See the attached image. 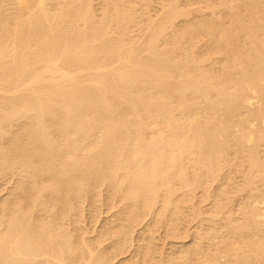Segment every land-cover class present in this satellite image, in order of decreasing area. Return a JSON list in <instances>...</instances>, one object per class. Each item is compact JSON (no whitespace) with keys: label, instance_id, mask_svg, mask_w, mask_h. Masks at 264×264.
<instances>
[{"label":"bare ground","instance_id":"1","mask_svg":"<svg viewBox=\"0 0 264 264\" xmlns=\"http://www.w3.org/2000/svg\"><path fill=\"white\" fill-rule=\"evenodd\" d=\"M95 1L96 0H0V124L4 123L3 125L6 126L7 124L5 123H14L13 119H15V117H23V119L25 118L24 121H26V118L28 120L27 123L25 122L24 126H22V123L24 121H22L21 118H18L21 120L19 121L21 123H18L19 125L15 126H19L20 128L21 126L25 127L23 128L24 130H19V133L15 132L14 128L13 130H11V128H5L4 126L0 125V127L2 128V131L0 132H2L3 135L4 133L7 134L6 136L2 135L4 137L3 139L0 133V137H2L0 139H2V141H5L6 137L9 136L8 131H11L9 132V134H13L12 131H14V134L12 136L13 138L15 137L14 139L10 138V141L7 138L8 140L6 141L8 142L5 141L4 144L8 143V146L4 150L0 151V166H3V168H6L7 166L9 167V170L11 166H14V168L11 169V174L10 172L8 173L7 168L6 170L5 168L4 170L3 168H0V172L1 170L3 172L7 171L8 174L13 175V171H15L16 174L17 170L14 169L18 167V170L22 169L24 170V172L26 171V175H28L29 178H34L30 179L31 181H33L32 183L29 182L30 185L25 180L27 179L28 181V177L25 179L22 177V180H18V184L20 183L19 181H22L21 183H23L24 180L25 184H27L25 186L24 183H20L21 186L23 187L24 185L25 187H28V194L27 192L25 193L26 199L24 198V200H22L23 206L26 205L27 207V204H33V207L30 206L31 210L29 212H32L33 208V210L35 209L34 211L36 212V214H38L37 211H39L40 206L39 208H37V211L34 206H36V202L39 201L38 199L41 198V193L39 192L43 193L47 191V189H50V191L52 192L53 201L55 202L54 205V203L51 201V192L47 191L48 193H50L49 201H51L52 206L51 203L49 205L52 207L51 209H54L53 207H56V205L58 208L60 202L64 204L66 202L67 204L69 200L68 196L71 194L70 192L75 193L72 194L73 196L70 195L72 197L70 201H75L74 204L78 203L80 207L83 203H79L80 201L78 199L77 200L79 202H76L77 200H75L74 198V195L76 196L78 194H76V191L78 192L80 190L79 192H81V189H83L84 187V193L81 192L82 194L88 193H85V189L87 188L88 189L86 191H89L90 188L94 189H91L92 192L95 191V188L96 191H98L99 188L104 185V183L109 182L110 187L112 185L111 189L109 188L110 191H112V189L114 188L111 196H116L119 193V200L122 201L123 198L127 201V203L129 202L131 204H129V206L133 209V212L130 207H128V205L127 207L129 208V210H131L132 214H135L138 209V212H140L141 210L144 211L145 209H149V212L147 211L148 213H145L146 210L142 212L145 213L143 214L144 216H147L149 215V213H151V210H155V206L159 203L161 204V206L163 205V208L165 207V209L160 207L162 210L159 208V211H161L155 212L161 214L165 210V213L163 214L166 215V209L169 210V208H171L172 211L176 206V202L179 201L178 199H181L179 198L180 196L182 197V195H185V198L188 197L186 198V200L183 199L186 202L189 198L192 199V197L188 195V192L192 193L191 191H193L194 186V189H196V186L200 185V187L198 186L193 193L196 194V191H202L200 189H203V185H205V183L202 185V179L203 182H209H207L205 185L207 187L210 186L208 187L209 189L207 187L204 189L205 192L209 193L211 186L213 185L214 187L213 182L216 181V177H223V180L227 179V181L218 179L219 182L223 181L222 191L226 190L223 188L227 185V189H233L230 185L233 183V181L237 183V179L240 182L245 181L244 183L247 184L246 188L250 189V193L246 192L248 194H245L247 201L251 198V202L254 200H258L255 203L256 206L253 205L255 209H257V206H259L260 204L264 206V202H262L264 201V199L262 200L261 198L264 195V190H262V188L264 189V184L262 183L264 180L260 182L261 179L259 178L260 181L257 182V177L260 175L259 171L260 173L262 171V174L264 172V158L260 156V150H257L259 146L264 143L263 0L260 1V3L258 2L259 0H198V2L200 1L199 4H201L202 2H209L210 4L207 3L206 5H208V8L212 9L213 12H216L217 9L219 11L223 10L219 9L217 6H224L226 8L225 11L228 10V12H226V15L224 14L225 17L221 16L223 14V11L221 14V11L219 12L217 10V14L220 13L221 15L219 14L220 17H216V13L214 12L213 14V12L211 10H208V8L206 10H202L199 8V12L202 11V13L211 11V13L213 14L212 16H214L213 19L215 20L213 21L212 19L209 20V22L206 21V18H204L205 20H197V18V21L195 19L192 20V16L189 15H191L193 11L190 13L191 9H188L189 11L185 10V7H182L183 4L181 5V0H168V2H164L161 0L164 3L158 2L161 3L159 4V6L155 4V2L159 0H102L104 3H102V1L101 3H99L100 5L102 4L101 9L102 6H104L102 11L99 10L96 5L97 1ZM153 1L154 4L159 8L163 6L161 7L162 10L158 8V10L162 12H155L158 14L154 13L155 17L154 15H151L153 13ZM186 1L184 0V2ZM215 1H219L221 4L219 5L216 3L217 6H215ZM198 2L196 4L195 2L192 3L197 6ZM94 4L98 9L95 8ZM206 5L204 4V8H206ZM193 7L190 8L196 11L198 10ZM95 9L98 12H96ZM196 11H194L195 15L198 12ZM149 12L150 15L147 14ZM97 13H101L99 14L100 16ZM146 14L148 17L146 16ZM159 14L162 16L160 17ZM158 15L159 19L157 18ZM203 15L201 14L200 16L202 17ZM200 16H198V19H200ZM212 16L209 17L212 18ZM185 18L188 21L187 26L186 20H184V23L181 24H185L186 27L178 23L181 19ZM189 18L192 21L188 20ZM177 23L181 28L183 27V29L175 33L176 30L180 29L176 27ZM175 27L177 29H174ZM171 28H173L175 31L173 29L171 30ZM172 31H174V34H170ZM205 37L208 38L206 39L209 42L206 44H208V47L210 45V47L209 50H207L208 48L205 46L207 50L205 51L207 52L205 53V55L207 56L202 54L203 58H200L201 56L198 57L195 53L200 51L199 47H201L203 44L199 45V42L203 40L202 43H204L206 40ZM163 40L166 42V47L164 46L165 44H163V46L161 45ZM196 44L199 45V51L196 49L193 50ZM13 123H11L10 125L12 126ZM11 126H9L8 124V127ZM49 126L53 128L54 131H52ZM3 127L9 130L6 131L5 129H3ZM19 127H15V130H18L16 128ZM9 142H11L12 145H10ZM4 144L0 146H3ZM9 145L11 147H9ZM229 155H238L239 159H242V162H240L241 160H239L240 164L238 163V165L241 166V170L238 171V175L243 172V168H245L247 165V167H249L252 172L254 170L258 171V175H256L257 177L252 178L254 176L253 174H257V172L252 173L248 168V170L244 171L243 173L247 172L248 174L249 171L251 173H249V177L246 173V175L242 173L244 177L240 175V178H232V180L231 176H235V173H237L234 171H231L234 174L230 173L229 175L228 173L227 175H223L222 173L226 171L229 172L231 169L234 170V168L237 167L236 162L238 160H233V163L235 162L234 164L236 165L234 167L231 161L234 156L230 157ZM227 157H229V160H231H227ZM230 162L231 166H229L230 164L228 165V163ZM243 162L247 163L244 167H242ZM225 165L226 167L229 166L230 170L226 167L225 168L227 170H225L223 168ZM197 168H199L201 171H198L199 174L197 173L196 175V171L194 170H196ZM222 169H224L225 171ZM18 170L16 175H18V173L22 171ZM236 170L238 169L236 168L235 171ZM104 171L106 173H104ZM24 172L22 174L20 172L19 174L23 175L25 174ZM53 172L58 176V178H55L56 175L53 174ZM200 172H202V175L206 173V176L204 175L206 179L202 178L204 176H201ZM207 172H211L214 177L211 175V173L210 175H208ZM216 172L219 173L217 174ZM191 173L194 174V178L192 177V175H190ZM213 173H215L216 176ZM3 174L5 175L6 172H4ZM58 174L60 175V178ZM21 175L18 176L21 178ZM26 175L23 176L25 177ZM37 175L40 176L37 177ZM47 175V183L45 181V185L43 181V185L41 183L42 180H40L39 178L43 179L42 177ZM52 175H54V177ZM221 175L223 176L221 177ZM51 176L52 179H49V177L51 178ZM208 176H211L213 178L210 177V180H208ZM225 176L228 177L226 178ZM245 176H247L248 178ZM263 176L262 178H264ZM105 178L107 181L108 179L110 181H100V179ZM214 178L215 181H213ZM242 178H244L245 180H242ZM35 179L40 180V183H38V180L36 181ZM253 179H257L256 183H261L260 185L263 186H256L257 191L259 190L260 192V190H262L261 192H263H260V199L259 197L256 198L257 196L255 197V195H260L256 190V192L253 191L252 197L251 195L249 197V194H252L251 188L255 189L253 187H255L256 185ZM53 180L55 182H53ZM96 180H98V182ZM230 180L232 181L230 182ZM51 181L53 182V184L51 183L52 185H49L48 183ZM94 181H96L94 184H100L102 182L103 185H99V188L98 185H96V187L93 188L92 186L94 184L92 185V183ZM211 181H213L211 183L212 185H209ZM226 182L230 184H227ZM235 182L232 184L236 186L234 187V189L237 188V192H245L246 184L243 185V182H238L239 185L242 184L244 186V188L243 186H241L242 189L240 188V190L238 189V187L240 186L238 184L235 185ZM224 183H226L227 185ZM89 185L91 187H88ZM106 185V189L109 190L107 188L109 185ZM220 186L221 185L219 183V190H217L216 188V190L218 191H216L217 198L220 196L218 200H220L222 197H224L225 199V196L223 195L225 191L220 192ZM19 187H13L15 190L18 189V191L16 192L14 190L15 194H17L22 189V187L20 189ZM25 187H23V190H25ZM186 187L192 188L191 191H187L188 194L185 193L183 189ZM114 190H116V195ZM176 191H178L177 193L183 191L184 194L180 193L181 195L176 198ZM214 191L215 187L213 188V192ZM227 191L229 192V190ZM219 192L223 193L222 196L218 195L220 194ZM12 193L10 194V197H12ZM45 193H43L44 196ZM193 193L190 195L193 196ZM210 193H205V195L207 196L204 195V197H209ZM227 193H225V195H227ZM229 193L227 197H229L230 194H233ZM240 193V196L238 195V193L236 195L241 198L242 193ZM43 194H41L42 197H44ZM202 194L203 193L199 194V196H202ZM18 195L16 198L18 199V201H20L19 198L22 199V196L20 195L21 197H18ZM46 195L48 196V194ZM81 195L79 197H81ZM82 196L84 198L86 197L84 195ZM113 196L112 198L114 199L115 197ZM213 196L207 199L209 200L216 197ZM83 197H81L82 199L79 198L81 199V202H83L84 200ZM194 197L195 196H193V198ZM204 197L203 199L206 200ZM9 198H7L6 200L8 201ZM13 198L11 199L13 200ZM109 198H111L110 195ZM43 199H45L46 201V198ZM191 199L190 202H193L195 198L192 200ZM227 199L231 201L230 197ZM6 200L3 201V204L4 202L6 203ZM12 200L8 202L9 204L12 203V206L15 207V209H18L16 210L18 211V213H16V211L14 213L13 211L15 209L13 208V210L11 206H7L6 208V206H3L2 204L4 210H2L1 212L3 214L6 213L10 208L13 211L11 212V210H9L10 216L8 213H6L9 216L7 217V219L9 218V220L6 219L7 222L5 221V223H8L7 226L6 224H4V220L6 218L5 214V218L1 215L4 220L0 216V226L2 223V226H4L3 229H1L2 227L0 228V264H110V262L114 261L115 257L119 255V253H123L124 251H121L120 249L123 248V243L126 244L125 241H127L129 238L128 237L127 240L124 241L125 236L124 239H122L123 242L118 241L120 243L118 244L122 248H120L119 245H115L116 242L115 244L113 243L115 247L112 245V249L116 252V254L118 252L117 255H112L113 252H110L112 251L111 247H106L108 251H105V248L103 250L110 253H106L108 254V259L107 256L106 258L104 257L103 250H101L102 252H100L102 253L101 255L99 254V256H96L98 255L99 251L97 252L96 250V253L93 249L91 250V248H93V244L90 246V249L88 248L89 246H87V244L89 245L91 244V242L87 241V244L85 243L87 246L86 247L82 242H85L86 239H82V241L80 240L81 242H77L78 240L74 238L75 234H71V232H68V235L70 233L73 237L70 238V235H67V238L66 235L63 234L64 231L62 232V230L60 229L63 227L57 225L59 222H56L57 224L55 226L54 221H49L50 224L53 222L55 229H57L56 227L58 226V231L61 230L60 233L56 232L52 228L54 226L51 225L50 227V225H44L45 220L50 219H45L46 216H44V220L41 219V214L45 211L46 208L45 206H48L50 208L48 204L46 205V202L43 203L45 204L44 211L42 208V211L40 210V213L42 212L40 214L41 217L39 216L35 219V216L32 213L28 212L30 217H32L31 215H33L34 218L32 217V219L36 220H33L32 222V219L29 218L30 222H28L25 221V217L24 221H22L23 219L21 220L20 218L19 205L22 203H17V201L12 202ZM25 200L28 203L24 204ZM183 200L181 201L183 202ZM221 200L223 203V198ZM260 200L262 203L260 202ZM56 201H58L59 203L57 202L56 204ZM121 201L119 202L120 205ZM126 201H122V204H124V202ZM213 201L211 202L212 205H214V202L217 203V201ZM224 201L229 202L228 200ZM15 202L18 206H14L16 205L13 204ZM182 202L180 204L181 206H183ZM190 202L188 201L187 204L189 203L190 205ZM242 202L241 204L244 205V202L248 203L249 201L246 202L244 200ZM70 203L65 205L67 207H70L72 205H69ZM234 203H236V201ZM252 203L254 204V202ZM252 203H250L251 206ZM64 204L59 205V207L65 206ZM74 204L73 210H75L76 208H78L77 211H79V209L81 210L82 207H76L78 205ZM238 204L240 205V202ZM38 205L39 204L37 203V206ZM185 205L184 209L189 210V205ZM197 205L196 203L195 205L194 203L191 204V206H193V209H197L196 215L194 214L195 210H193L192 208L190 209L194 211V213H192L194 214V217L199 216V214L201 216L202 213L198 214L199 211L203 212L202 209L200 210V206H198V211ZM221 205L223 206V204H220V206ZM229 205H231V203L226 204L228 208ZM235 205L237 204H234V206ZM250 205L248 204L247 206L250 207ZM177 206L179 205L177 204ZM220 206H218L219 211L217 210V218L219 216L221 217V214L219 215V212L221 213L223 212L222 210H224V207L221 206L223 208L221 209ZM67 207H65L64 209L55 208V210H52L50 213L58 214L62 211L69 212V210H66ZM185 207H188V209ZM212 207H210V209ZM215 207H217V205ZM242 207L244 206L239 207L240 209L238 208V213L239 211L241 212V210H243ZM254 207L252 209H254ZM49 208L48 210H46L47 213L44 212L47 215L50 214H48ZM134 208L138 209H136L135 211ZM178 208L179 207L175 209L178 210L179 213L178 211H176L177 213H174L180 215V208ZM246 208L247 207L245 205L244 209L247 210ZM5 209L7 210L6 212ZM182 209L181 215L184 211V209ZM232 209L234 211V208ZM255 209L252 210V215L255 214V212L253 213V211H257ZM21 210L24 211L23 209ZM58 210L60 211L58 212ZM70 210L71 213L73 210ZM22 211L21 213L23 214ZM169 211L167 213L170 214L171 212ZM74 212L75 211H73V213ZM119 212L120 211H117V214ZM121 212H124V214L126 213L125 215H127L128 210L126 212L121 210ZM155 212L153 211L152 214H154ZM204 212L203 215L205 214ZM246 212L247 214L249 213L248 211ZM11 213H14L15 216ZM70 213L66 214V212H64L62 213V215H66H58L59 217L56 214L53 218L57 216L56 218L62 220L63 217V222L64 218H66L65 216H71ZM142 213L140 212V215ZM214 213L215 211L211 213L209 212L210 215H215ZM231 213L229 214L231 215ZM51 214L48 217H51L52 219ZM137 214L138 213H136V215ZM186 214L187 213L185 211L183 215L187 216ZM229 214H227L226 217H230ZM23 215L26 216L27 214L25 215L24 213ZM29 215H27V217ZM76 215H78L77 212ZM136 215L135 217H139V215ZM171 215L172 214H170L169 216ZM183 215L182 217L184 219L185 217ZM210 215H208V218H211L210 220L216 217ZM128 216L129 215L124 216V218H126L123 220H126ZM161 216L160 218H166V216ZM190 216L192 217V215ZM10 217H13V219H10ZM135 217L134 215H132L130 219H134ZM179 217L180 216H178V219H180ZM228 217H224L223 219H228ZM237 217L238 216L236 213L235 218H233V220L235 219L234 221L236 222H234L236 225V228L234 229L237 230L239 228V231L240 226L237 227L238 224L236 221L239 218ZM38 218L43 220L44 226H40V223L42 222ZM117 218H119V216ZM139 218H141L139 219V221L141 222L144 217L142 216ZM160 218H154V220H152L154 222V225L157 222L156 220H159L158 222L162 221V219L160 220ZM165 218L163 219V221H165ZM170 218L171 217L167 218L168 222ZM197 218L199 217H196V219ZM247 218L248 215L245 216V219L241 220L244 221L247 220ZM38 220L39 223H37L38 225H36L34 221L37 222ZM54 220L57 221L58 219ZM61 220H58L60 221V224H62ZM115 220L117 219L114 218L110 223L113 224ZM123 220L121 219V221ZM174 220H177V218H174ZM182 220L177 221V224H175L176 221H173L171 222V224L173 225V227L174 224L175 227L176 225L179 227L178 224L181 223L180 221ZM210 220L208 219L207 222L209 221L210 223H212V221ZM254 220L255 224H253V221V223L249 225H257L255 229L259 227V230L261 225H263L264 227V207L263 209L260 208V210L257 211ZM117 221H115V223H117ZM225 221L222 222L225 223ZM24 222L26 224L33 223L35 225L32 224L33 226L31 225L30 228L29 224H23ZM127 222H129L128 224L130 225L131 222L128 221V219ZM127 222H121L122 224L118 223L120 226L117 227L120 229H122L124 226L127 227ZM220 222L221 220H219L218 222L216 221V223L214 224L218 225L217 223ZM134 223H136L135 219ZM204 223L205 222H203V224ZM243 223H245V221L241 223L244 227ZM214 224V230L213 227H211L210 235L208 236H211V234H214L216 231L219 232V230H215ZM222 224L220 223V227L222 226ZM241 224L239 223V225ZM113 225L114 227H116L115 224ZM131 225L134 224L132 223ZM35 226L36 228H39V230H37ZM62 226H64V224H62ZM224 226L225 225H223V227ZM242 226L241 228H243ZM113 228H110V231L108 230V228L107 231H109V233H111L112 230L115 231V228ZM52 229L55 232H53ZM120 229L117 230L123 231ZM130 230L131 228L127 230V232ZM212 230L215 232H213ZM248 230L244 232V235L250 232L252 229L250 231ZM125 231L123 233H125ZM173 231H175L174 228ZM222 231H220L221 235L224 236L225 232L228 231V229L226 231L224 229V235L222 234ZM242 231L241 234L243 233ZM257 231L258 230L254 232L252 231L253 234H255L254 236L253 234H250V236L252 235L253 238H256L257 236L258 239L259 234L256 235ZM261 231L264 230L261 228ZM261 231H259V233ZM220 232L218 233L219 235ZM239 232L238 235L239 237H241V234ZM64 233H66V230ZM103 233H105L104 235H108L106 231ZM115 233H117V231H115ZM120 233L122 232H119L118 235ZM204 233V235H202L203 237L206 235V232ZM232 233H235V230ZM236 234H233V237L236 236ZM112 235L115 236V234ZM120 235L123 236V234ZM263 235L264 233L261 236ZM122 236L120 237L123 238ZM203 237L201 240L206 241V236L204 237L205 239H203ZM215 237L217 236L215 235ZM215 237L213 238L215 239ZM218 237L216 239H218ZM225 237L226 236H224L223 238ZM237 237L235 238L238 242L240 238L238 239ZM242 237L244 238L245 236H243L242 234ZM72 238H74L73 240H77L74 242H77L79 244L81 243V247L84 246L83 248L86 247L88 249L85 248V250H83L79 248L78 245H75V243L72 242ZM121 238H119V240ZM146 238H144V241H142L143 243L141 244L144 247L140 245L142 249L149 248L146 243H144L146 241ZM263 238H261V240L259 238L260 241L259 243L257 242L258 246L256 245L254 239L251 240V237L249 239L251 240L250 242H247L248 239H246V242L248 243L246 248H248L249 251L251 250V252H255L253 250L256 249L258 251L257 253H264V241H262ZM142 239L143 238H141V240ZM208 239H210V237H208ZM229 239H231L232 241V238ZM197 240L199 242L201 241L200 239H196V242H193L194 245L197 243ZM241 240L243 241L244 239ZM241 240L237 245L234 241V243L229 246V249L233 248L236 250V252H240V250L236 249V246L241 244ZM203 242L204 241H201V243ZM213 242L214 241H212V243ZM218 242H221V239L218 240ZM218 242H216L217 246ZM226 242L228 243L229 240H227ZM243 242L242 244H247L245 243V240ZM201 243L199 246H201ZM223 243H220V245ZM116 246H119L118 248H120V251H118ZM189 246L191 247V244ZM215 246L213 247L215 248V251L212 248L214 253L217 252L216 249L221 250L219 249V246L217 248ZM183 247L180 252L182 254L184 253L185 255V253H188L186 251L189 250L190 254V251L195 250L198 247V244H196V248L193 249H188L187 247L185 250ZM206 247L204 245L203 248L202 246L200 247L202 248V250L205 249V251H201V249L199 251L197 249L199 254L201 252H204L202 254L206 258H203V255L201 254L202 256L200 257L202 258H199L200 260L204 259L206 261H209L210 259L207 258L208 255H206V257L205 254L206 250L208 252V250L212 251V249L209 248L210 245H208L209 249H207ZM221 247L222 246H220V248ZM240 247L241 246L237 248L240 249ZM233 249L229 252H233ZM144 250H146V252ZM148 250H155L153 249V244L149 249H143V252H145V254L143 252H140L136 253V255L138 254L137 256H140L142 255L141 253H143L144 256H147V254L149 253V256L156 257L153 255L154 252H151L152 255H150L151 253ZM222 250L219 252H222ZM211 251L210 253H212ZM247 252L244 251V253ZM196 253L197 252H195V254ZM222 253H219L220 255L218 256V258L222 255ZM244 253L242 247V256L239 255L240 253H237V255L243 258ZM111 255L114 256V259L111 257ZM172 255L167 257L162 255L161 258L163 259V262L166 258V262L170 264L171 261H174L175 259H172ZM179 255L180 254L178 251V257L176 256L177 259H179ZM184 255L183 257H185ZM186 255L187 257L191 256V254ZM196 255L199 256L198 254ZM144 256H140V258L143 257L141 259H145L146 256ZM197 256H195V261L193 259L194 256H191V258L193 259L191 260L196 264L198 263L196 262V260H198ZM215 256L213 257V259L216 258ZM247 256L246 258L244 257L245 263L242 259L239 260L238 256H235L236 258H234V262H236L237 264L243 261L242 263L246 264L248 263L250 257L254 258L253 255L249 256L248 258ZM109 257H111L112 259H110ZM151 257H148L149 260ZM227 257L232 260L233 256L230 257L228 255L225 258ZM138 258L139 257H137L136 260ZM169 258H171L172 260L170 259L171 261H168ZM157 259L156 262L158 264L159 261ZM162 259L160 260L162 261ZM180 259L183 258L180 257ZM184 259L186 261L190 260L189 258L186 259V257ZM230 259L227 260L229 261ZM252 259L250 258V261ZM263 259L264 258H262V263L264 261ZM132 260L134 261L132 262ZM132 260H126V264H133L136 261L135 259ZM140 260L138 259L139 262H136L138 264L147 262L144 261L143 263H141ZM151 260H153V258ZM255 260H253V262L255 263H253L252 261H249V263L259 264V261L257 262V260ZM161 261L159 263H161ZM183 261L184 260L179 261V264H182ZM203 261L201 260V263L199 262L198 264H202ZM228 261L224 262V264H227ZM154 262L155 260L152 261V264H154ZM166 262L164 263L167 264ZM190 262L188 264H190ZM205 262L203 264H205ZM231 262L229 263L235 264L234 262ZM172 263L174 264L175 262ZM176 263L178 264V262ZM111 264H113V262H111ZM149 264H151V262ZM215 264L218 263L216 262ZM221 264H223V262Z\"/></svg>","mask_w":264,"mask_h":264},{"label":"rangeland","instance_id":"2","mask_svg":"<svg viewBox=\"0 0 264 264\" xmlns=\"http://www.w3.org/2000/svg\"><path fill=\"white\" fill-rule=\"evenodd\" d=\"M96 1H97V2H96ZM96 1H95V2H96L97 4H96V3H95V4H96L97 7L99 8V10L102 11V9H103L104 6H102V9H101V5H102V4H101V5L99 4V3H101L102 0H100V1H99V0H96ZM155 1H156V0H155ZM162 1H164V2L167 1V2H168V0H162ZM162 1H161V0L156 1L155 4H157V5L159 6V4L164 3V2H162ZM185 1H186V0H185ZM191 1H192V0H187L186 2H184V0H181L180 2H182L181 5L183 4L182 7H185V8H184L185 10L189 11L188 9H191L190 13L193 11L192 14L189 15V16H192V17H191L192 20H193V19L196 20V18H197V20H202V19L206 18V19H207L206 21L209 22V20H212V19L214 18V16H212V15L214 14L215 11L213 12L212 9L208 8V5H206L207 3L210 4L209 2H207V3L202 2L201 4H199L200 1L198 2V0H193L192 2H195V4L198 2V5L196 6V5H194ZM196 1H197V2H196ZM260 1H262V0H259L258 2L260 3ZM158 2H161V3H158ZM188 2H189V4H190V2H191V4L189 5ZM263 2H264V0H263ZM263 2H262V3H263ZM102 3H104V2L102 1ZM184 3H186V4H184ZM203 3L206 5V6H205L206 8H204V4H203ZM216 3L219 4V5L221 4L219 1H218V2L215 1L214 4H216ZM95 4H94V6H95V8H96V5H95ZM98 4H99V5H98ZM152 4H154V1L152 2ZM152 4H151V6H152ZM155 4H154L153 7H152L153 9H154V8H155V9H154V10L152 9V12H153V13L151 14L152 16L154 15V17H155V14H158V13H155V12H159V11H160V10H158L159 7H158L157 5H155ZM192 4L194 5L195 9H198V10H197L198 12H197L196 10L190 8V7H193ZM202 4H203V6H202ZM217 4H216L215 6H217ZM263 4H264V3H263ZM162 5H164V4H162ZM200 5H201L202 8L200 7ZM186 6H189V7H186ZM156 7H157V8H156ZM161 7H163V6H161ZM161 7H160L159 9L162 10ZM194 7H193V8H194ZM196 7H198V8H196ZM217 7H218L219 9H223V10H220L221 12H220L218 9H217V10H218L221 14H222V11H223V14H222V15H221L220 13H219V14H220L221 16L225 17L224 14L226 15V12H228V10L225 11L226 8H225L224 6H223V7H222V6H221V7L217 6ZM98 8H96V9H98ZM186 8H187V9H186ZM199 8L202 9V10H204V9L206 10V9L208 8V10H211V11L213 12V14L211 13V11H207V13L203 11L205 14L202 13V11L199 12V10H200ZM96 9H95V10H96ZM156 9H157V10H156ZM150 10H151V7H150ZM217 10H216V12H215V13H216V17H220V15L217 14V13H218ZM101 11H99V12H101ZM194 11H196V12L199 13L200 15H201V14H202V15L204 14V15L202 16L203 18H202L199 14H197V13H196V15H197V16H196ZM224 11H225V12H224ZM96 12H98V11L96 10ZM160 12H162V11H160ZM160 12H159V13H160ZM154 13H155V14H154ZM208 13H209V14H208ZM97 14H98V13H97ZM99 14H101V13H99ZM99 14H98V15H99ZM147 14L150 15V12L147 13ZM147 14H146V16H147ZM161 14H162V13H161ZM193 14H194V15H193ZM206 14H207L208 17H209V16H212V18L209 17V19H208V17L206 16ZM210 14H211V15H210ZM159 15H160V14H159ZM159 15L157 16L158 19H159ZM217 15H218V16H217ZM99 16H100V15H99ZM161 16H162V15H160V17H161ZM193 16H194L195 18H194ZM198 16H200V19H198ZM147 17H148V16H147ZM186 18H187V17H186ZM186 18H185V19H181L180 22H178V23H180V25H182L181 23H184V20L187 21ZM191 19L189 18L188 20L192 21ZM197 20H196V21H197ZM204 20H205V19H204ZM214 20H215V19H213V21H214ZM193 22H195V21H193ZM178 23H177V26H176V27H177L178 29L180 28L179 30H176V31H175L174 29H177L176 27H175L174 29L171 28V30L173 29V30L175 31V33H176L177 31H181V30L183 29V27L181 28L180 25H178ZM187 23H188V21L186 22V26H187ZM195 23H197V22H195ZM182 26H185V24H183ZM186 26H185V27H186ZM185 27H184V28H185ZM174 31H172L173 33L171 32L170 34H174ZM135 33H136V32H135ZM172 36H173V35H172ZM206 38H207V37H205V39H206ZM207 39H208V38H207ZM207 39L205 40L204 43H202L203 40H202L201 42H199V45L203 44V45L201 46V47H203V48L199 47V50H200V51L198 50V46H199L198 44H196L195 48H193V50L196 49V50H198V51L200 52V54H199V52H196V53H195V54H197L196 56H198V57L201 56L200 58H203V57H202V54L205 55V53H207V52H205V51L209 50L210 45H209V47L207 46L208 44H206V43L209 42ZM163 44H165V45H164L165 47L167 46V45H166V42H165L164 40H163V42L161 43V45L163 46ZM204 44H206V45H204ZM205 46L208 48L207 50H206ZM165 47H164V48H165ZM204 49H205V50H204ZM196 50H195V51H196ZM203 51H204V52H203ZM201 52H203V53H201ZM205 56H207V55H205ZM214 57H215V56H214ZM217 57H218V56H217ZM199 62H200V60H199ZM220 65H221V64H220ZM18 118H21V117H18ZM18 118L15 117V119H13L14 123H16V124H14L13 122H11V123H13L12 126L10 125L11 123H5V124H7L6 126L3 125L4 123H2V124H0V125L4 126L5 128H9V129L11 128V130H13V128H14V131L17 132V133H19V132H20L19 130H22L23 128H25V127H22V126H24V123H25V122L27 123L28 120H27V118H26V121H24L25 118L23 119V117H22L21 120L24 121V122L22 123L23 125L21 124L22 126L20 125V126H21V128H20L19 126H15V125H19V124L21 123V122H19V121H21V120L18 119ZM18 123H19V124H18ZM8 124H9V126H11V127H8ZM4 127H3V129H5ZM15 127H19L20 129H19V128H16V129H18V130H15ZM49 128L52 129V131H54L53 128H51L50 126H49ZM1 129H2V128L0 127V131H2ZM9 129H8V130H9ZM5 130L8 131L7 129H5ZM23 130H24V129H23ZM3 131H4V130H3ZM14 131H12L13 134H14ZM9 132H11V131H8V135H9V136L6 137L5 141L8 140V139H9V141H10V140H11L10 138H12V139L15 138V137L13 138V136H12L13 134L10 133V134H11V135H10ZM0 133H1V136H2L3 133H2V132H0ZM6 133H7V132H6ZM17 133H15V134H17ZM53 134H54V133H53ZM6 135H7V134L4 133L3 136H6ZM3 136H2V137H3ZM10 136H12V137H10ZM14 136H15V135H14ZM2 137H0V138H2ZM7 138H8V139H7ZM3 139H4V137H3ZM5 141H4V140L2 141V139H0V143H1L0 145L4 144ZM6 142H8V141H6ZM9 143H10V145H12L11 142H9ZM263 144H264V143H262V144L259 146V148L257 149L258 151L260 150V151H259V154H260V156H261L262 158H264V145H263ZM10 145H9V147H11ZM262 145H263V146H262ZM7 146H8V143H7V144L5 143L3 146H0V151L4 150ZM9 147H8V148H9ZM2 148H3V149H2ZM229 156L232 157V156H234V155H229ZM227 158H228L227 160H229V157H227ZM233 158H235V159H233ZM233 158H232V160L230 159V160L232 161V165H234V167L237 165L236 168H237L238 170L235 171L236 168H234L233 166H232V167L234 168V170H232V169L230 170V169H229V166H231V162H230V163H228V165L230 164L228 167H226V165L223 167L225 170H227L226 168H228L230 171H229V172L226 171V172H227V173H226V172H224L225 170L222 169V170H224V171H223L224 173H222V172H220V173H222L223 175H227V174L229 173V175H230V173H231V174H234V173L231 172V171H234V172H237V173H235V176L232 175L233 177L231 176V179H232V178H233V179L240 178V177H241L240 175H242V177H244L243 174L246 175L247 172H245L246 174L243 173V172L246 171V170H248V169H250V168L247 167V165H246L247 163L243 162V163H245V164L242 163V167H244L245 165H246V167L243 168V169H244L243 172L241 171L243 174L239 172L240 175H238V171L241 170V169H240L241 166L238 165V163L240 164V162H242V159H239V156H238V155H237V156H234ZM237 158H238V159H237ZM240 158H241V157H240ZM65 159H66V158H65ZM65 159H63V160H65ZM230 160H229V161H230ZM233 160H238V161L236 162V165L234 164L235 162L233 163ZM239 160H241V161L239 162ZM0 165H1V164H0ZM238 166H239V167H238ZM225 167H226V168H225ZM0 168H3V166H2V167L0 166ZM4 168H5V167H4ZM4 168H3V170H4ZM6 168L8 169L9 167L6 166ZM6 168H5V170H6ZM12 168H14V166H13V167L11 166L10 170H9V169L7 170L8 173L10 172V174H11V172H12L11 169H12ZM230 168H231V167H230ZM247 168H248V169H247ZM16 169L18 170L19 168L16 167L14 170H16ZM197 169H198V170H197ZM197 169L194 170V171H196V173H195L196 175H197V173L199 174L198 171H201L199 168H197ZM17 170H16V174H17ZM20 170H22V169H20ZM20 170H18V171H20ZM7 171H4V172H6L5 175L3 174L4 172H3L2 170H1V172H0V174H2V175H0V216H1V215L4 216V214H5V216H6V218H5V216H4L5 220H4V218H3L2 216H1V217L3 218V220H4V224H6V226H7L8 223H5V221H6L7 217L10 216V214H9L10 211H9V210H11V208L8 209V211L5 209V212L7 211L6 213L9 214V216H8L6 213L3 214V213L1 212L2 210H4V207H3V206L5 205L6 208H7V206H9V207L11 206L12 209H13V208L15 209V207L12 206V203L9 204L8 201L12 200L11 198L15 197V198H13L12 202H13V201H17V203H19V202L22 203V202H23L22 200H24V198H25V193L28 191V187H25L27 183L25 184V181H24V180H23V183H24L25 186L23 185V187H25V190H23V187L21 186V184H23V183H21L22 181H19V182L21 183V184L19 183V184H20V187H19V184H18V180H22V177H23L24 179L28 177V175H26V171L24 172V170H22V171L25 173V174H23V175H26L25 177H24L23 175H21V174L23 173L22 171H20L21 174H19L20 172L18 173L19 176L21 175V178H20L18 175L15 174V171H13V173L15 174V176H14L13 173H12L13 175L8 174ZM55 171H56V170H55ZM55 171H54V172H55ZM105 171H106V170H105ZM105 171H104V173L107 172V171H106V172H105ZM194 171H192V172H194ZM220 171H221V170H220ZM249 171L252 172L251 169H250ZM249 171H248V174H247L248 177L250 176V175H249V173H250ZM54 172H53V174H55V173L58 172V171H56L55 173H54ZM203 172H204V171H203ZM253 172H257V174L254 173V174H253L254 176H253V177L251 176V177H252V178H256V177H257L256 175H258V171H255V170H254ZM253 172H252V173H253ZM51 173H52V172H51ZM58 173H59V172H58ZM210 173H211V172H210ZM210 173L207 172L208 175H210ZM216 173H217V172H216ZM218 173H219V172H218ZM218 173H217V174H218ZM7 174H8V175H7ZM200 174H201V176H204L206 173H205L204 175H202V172H200ZM213 174L215 175V173H213ZM250 174H251V173H250ZM259 174H260L259 176H261V177H259V176L257 177V179H258L257 182L260 181L259 178L261 179L260 182H262V181L264 180V178H262V176L264 175V172H263V174H262V171H261V173H260V171H259ZM261 174H262V175H261ZM40 175H41V174H40ZM40 175H37V177L40 176ZM49 175H50V174H49ZM55 175H56V174H55ZM58 175H59V174H58ZM190 175H192V177L194 178V176H193L194 174H193V173H191ZM190 175H189V177H190ZM211 175H212V173H211ZM223 175H221V177H222ZM229 175H228V176H229ZM3 176H4V177H3ZM10 176H11V177H10ZM13 176H14V177H13ZM52 176L54 177V175H52ZM52 176H51V178L49 177V179H52ZM56 176H57V175H56ZM56 176H55V178H58V176H57V177H56ZM205 176H206V175H205ZM205 176L202 177V178H205ZM212 176H213V175H212ZM215 176H216V175H215ZM217 176H218V175H217ZM219 176H220V175H219ZM228 176H227V177H228ZM239 176H240V177H239ZM247 176H245V177H247ZM1 177H2V178H1ZM5 177H6L7 179H6ZM35 177H36V176H35ZM37 177H36V178H37ZM195 177H196V176H195ZM210 177H211V176H208L207 179L210 180V179H209ZM213 177H214V176H213ZM213 177H211V178H213ZM225 177H226V176H225ZM227 177H226V178H227ZM234 177H235V178H234ZM248 177H247V178H248ZM263 177H264V176H263ZM3 178H4L5 180H4ZM9 178H10V179H9ZM19 178H20V179H19ZM28 178H29V177H28ZM31 178H32V177H30L28 181H27V179H25L26 182H28V184H29V182H31V183L33 182V181L30 180ZM42 178H43V179L39 178L40 180H42L41 183H42L43 181H44V183H45L46 178L48 179V175H47V176H43ZM59 178H60V175H59ZM216 178H217L216 181H215V178L213 179V181H215L216 183L213 182V181H211L210 184H209V185H212L211 183H212V182L214 183L215 191L213 192V188H214V187H213V185H212V186H211V189H212V190H211V189L209 190V193L211 192V193H210V196L208 195L209 197H207V198H210L211 196H213V194H214L213 197L216 196V194H217L216 191L219 190V187H218V186H219V183H220V185H221V186H220V192H221V191H222V184H223V181H225V180L227 181V179H224V180H223V177H222V178H218V177H216ZM252 178H251V179H252ZM32 179H34V178H32ZM205 179H206V178H205ZM205 179H204V180H205ZM218 179L223 180V181H221L222 183L219 182ZM233 179H232V180H233ZM257 179H255V180L253 179V180L255 181V184H256V185L254 184L255 187H253V188H255V189H252V188H251V190H252L251 193H252V194H249V197H250V195H251V197H252V195H253V191H255V190L257 191V189H256L257 187H256V186H258V185H259L258 187L261 186V185H260L261 183H260V184H259V183H256V180H257ZM35 180H36V179H35ZM37 180H38V179H37ZM37 180H36V181H37ZM40 180H38L37 182L40 183ZM54 180H56V179H54ZM54 180H53V182H55ZM98 180H99V179H98ZM98 180H96V181L98 182ZM101 180H102V181H103V180H104V181H107L106 178H105V179H100V181H101ZM232 180H230V182H231ZM239 180H240V179H239ZM242 180H245V179L242 178ZM242 180H241V181H242ZM49 181H50V180H49ZM96 181H94V182L92 183V185H93ZM108 181H110V180L108 179ZM108 181H107V182H108ZM53 182L51 181V182H49L48 184H49V185H52ZM207 182H208V181H207ZM207 182H205V181L203 182V179H202V185H203L204 183H205V185H206ZM217 182H218V183H217ZM228 182H229V180H228ZM234 182H235V181H233V183H234ZM238 182H240V181H238V179H237V183L235 182V185H236V184L239 185ZM242 182H243V185L246 184V183H244L245 181H242ZM242 182H240V183H242ZM44 183H42V184L44 185ZM46 183H47V181H46ZM46 183H45V185H46ZM51 183H52V184H51ZM99 183H100V182H99ZM103 183H104V182H103ZM208 183H209V182H208ZM226 183H227V182H226ZM226 183H224V184H226ZM233 183H232V184H233ZM262 183L264 184V181H263ZM48 184H47V185H48ZM101 184H102V182H101L100 184H94L92 187L95 188L96 185H98V188H99V185L101 186ZM106 184L109 185V182H108V183H104V185L102 184L104 187L102 186L101 188H99V190H98V188H97V190H98L99 192L96 191V188H95V191H93L94 194H93V192H92V190H94V189L90 188L89 191H91V192L86 191L88 188L85 189V193L88 192L89 195H88V193H86L87 195L81 193V192L84 193L83 189H84L85 187H84L83 189H81V190H82L81 192H79L80 190H79L78 192L75 190V191H76V194L78 193L77 195H79V194L81 195V194H82V195L86 196V197L84 198V197L81 195V197L84 198L83 202H81V199H82V198L79 197L80 195H79V196L76 195L77 198H76V196L74 195L75 200L78 199V200L80 201V202H79V201L77 200L76 202L83 203L82 206H80V207H82V208H81V210L79 209V211H77L78 208H76L75 210H73V209H74L73 204H74L75 201H74V200H73L74 202H72V200L70 201V199H72V197H71L70 195H72L74 192H70L71 194L68 196V199H69V200H68V202H67V204L70 203V202H72V203L69 204V205L72 204V205H71L72 207H71V206H70V207H67V206H66V205H67L66 202H65L66 205H65L64 203L60 202L59 205L64 204L65 206H60V207H59V205H58V208H57V205H56V207L54 206V205H55V202L53 201V196H52V192L50 191V189H47V191H50L51 194L48 193L47 191H45L46 193L43 192V193H45V196H47L46 194H48V196H47L48 199H47V197L44 196V194H43L42 192H39V193L43 194L44 197H42V195L40 194V197H41V198H39V199H38L39 201L37 200L38 202H36V206H37V203H38L39 205H38L37 207L34 206V207L36 208V211H37V208H39V206H40L39 211H37L38 214H36V212L34 211L35 209L33 210V208H32V212H29V211L31 210V209H30V206H32L33 204H31V205H30V204H27V207H26V205L23 206V203H22V204H20V205H22L23 207L19 205V214H20V218H21V220L23 219L22 221H24V217H25V221L30 222V221H29V218L32 219V217H33V215H34V216H35V219H36V218L39 217L40 214L42 213V212L40 213L41 208H42L43 211H44V206H45V204H43V203H45V202H46V205H47V204L49 205V204L51 203V201L54 203V205H53V206H54V207H53L54 209H51V208H52V207H51V206H52V203H51V206L49 205L50 208H49L48 206H45L47 209L45 208V211H44V212L47 213L46 210H48V208H49L48 214H49L52 210H55V208H57V209H59V208H63V209H64L65 207L70 208V209H72V210L75 211V212L73 213V211H72V212L70 213L71 210L66 208V210H69V212H67V211H64V212H66V214H69V213H70L71 216H70V215L65 216L66 218H67V217H68V218H67V219L64 218V221H63V222H62L63 217H62V220L59 219V218H56L58 215H61V216L66 215V214L62 215V213H64V212L62 211V209H61L62 212H60L61 214H60V213H58V214L56 213L57 216H55V218H53L54 215H56L55 213H52V214L50 213V214L52 215V219H51V217H48L50 214L47 215V214H45L44 212L41 214L42 217H41V216H40V217H41V219H43V220H44V216H46L45 219H49V218H50L49 220H45L46 224H45V222H44V225H50V227H51V225L54 226L53 222H52L51 224L49 223L50 220H52V221L55 222V226H56V224L59 222L57 225H59L60 227H63V228H64V229H63V228H60V229L62 230V232H63V231L65 232V230H66V233H67V234L64 233V232H63V234H65L67 238H68L69 235H70V236H69L70 238L73 237V236H71V234L74 233V234H75V235H74V238L77 239L78 241H77V240H73L74 238H72V239H71V240H73L72 242H74V241L79 242L80 240L82 241V239H83V240L86 239L85 242L82 241V242L84 243V244L82 243L84 246H86V244H87L86 242H87V241H88V242H91V244H89V245L87 244V246H89L88 248L90 249V246L93 244V245H92L93 248H91V250L93 249L95 252H96V250H97V252L99 251V252H98V255L95 254L96 256H99V254L101 255L102 253H100V252H102L101 250H103L104 248H105L104 250L106 251V250H107L106 247H111V249H112L113 246L115 247V245H119L120 243H119L118 241H122V242H123L122 239H124V236H125L124 241L127 240V238L129 237L128 240L125 241L126 244L123 243V245H122L123 248H125V249H123L120 245H119V246H120V248H122V249L118 248L119 246H116L117 249H118V251H120V250H121V251L124 250L123 253H119V255H117L118 252H117V254H116V252H115L113 249H112V251H110V252H113V254L111 253L112 255H114V254L117 255V256L115 257V259H114V256H115V255H114V256L111 255V257L114 259V261H111V262H113V264H119V263H120V264H124V262H125V264H126V262L129 261L130 259H131V260H132V259H135V260H136L137 257H139L138 259L140 260L141 258H143V257L140 258V256H144V254H145V252H146V250H144L145 252H143V249H149L150 246H151L152 244H153V249H155V250H154V251H152V250H151V251L148 250V251H150V253H151V252H152V253L154 252L153 255L156 256V257H153V256L151 257V256H149V253H148L147 256L145 255V256L147 257V259H146V257L144 256L145 259H141V260H142V261L140 260L141 263H143L144 261H147V262H144V263H143V264H146V263H148V261H149V263L151 262V264H152V261L155 260V262H156V259H157V258H158L157 260L160 262V261H161L160 259H162V258H161L162 255H164L165 257H167V256H171L172 254H174V255H172L173 258H172V257H171V258H172V259L175 258V259H174V261H171L172 259L169 258L168 261H171V263H172V262H175V263L178 262V264H179V263H180L179 261L184 260L183 263L185 262L184 264H186V263L188 264V263H189L190 261H192L193 259H194V261H195V256H197L196 254L199 255V256H197V257H198V258H197L198 260H196V262H198V263L200 262V263H201V260L203 261L204 259H201V260H200L199 258H202V257H200V256H202V255H203L202 253H204V252H201V253L199 254L198 251H197V249H198L199 251H200V249H201V251H205V249L202 250L203 245H204L205 247H206V245H207V247H206L207 249H209V248L212 249L215 245H216L215 247L217 248V247L220 245V243H223V242H224V243L220 245V246H222V247L220 248V246H219V249H221V250L223 249L222 252H223V251H224V252H223V253H222V252H219V251H221V250L216 249L218 253H217V252L214 253L215 248H213L214 251H213V249H212V251H211V250H208V252H209V254H208V252H207V250H206V254H205V256L208 255V257H207V256H206V257H207V258H210V259H209V261H208V260H207V261L204 260L203 263L206 261L205 264H210V263H211V264H215L216 262H217L218 264H221V263L223 262V264H224V262L228 261L227 259H230V258H228V257L225 258V257L228 256V255H229L230 257L233 256V257H232V260H233V261L230 259V260L228 261V263L231 262V261L234 262V258H236L237 256L239 257V258H238L239 260L242 259V260L244 261V263H245L244 257L246 258V256L248 255V253H249V255L247 256V258H248L249 256H252V255H253L254 258L257 260V262L259 261V264H260V261H261V264L264 263V261H263V263H262V258H264V253H261V252L257 253L258 251H257L256 249L253 250V251H255V252H251V250L249 251L248 248H246V246L248 245L247 242H250V241L253 240V239H254L256 245L258 246L259 241H260L261 238H263V236H264V235L261 236V235L264 233V231H261V228L264 230L263 225L260 226V230L258 229L259 227H257V229H255V227H256L257 225H256V226L252 225L254 228H253L251 225H249V224L253 223V221H254L253 224H255V220H254V219H255V215H256L257 211L260 210V208L263 209L264 206L260 204L259 206H257L258 208L256 207L257 209H255V207H254L253 205H255V203H256L258 200L256 201V200L253 199L254 201H252V202H254V204L250 201L252 198H251L250 200H248L249 202L247 201L245 194L247 195L248 193H250V192H249L250 189L246 188V187H247V184L245 185V189H246L245 192H244V191H243V192L240 191V190L242 189L241 186H243L242 184L239 185L240 187H238V185H237L238 189L241 188V189L238 190V191H240V192L242 193V195H241L242 197H241V198H242L243 200L239 197V196H240V195H239L240 192H237V191H236L237 188L234 189V187H236V186H234V185L231 184L230 186H231V188H233V189H230V188H229L230 186L228 187L229 189H227V186H228L227 184H230V183H227V184H226L227 186H224V185H223V186H224L223 189H226V190H223V191H225V193L228 192L227 190H229L230 193H233V194L231 195V194L228 192V193L231 195V196L229 195V197H230V199H231V201H229V199H227V198H229V197H227V196H228V193H227V195H225V193L223 194V193H220V192H219L220 194H218V195H221V196H222V194H223V195L225 196V199H224V197H222V198H223V203H222V200H221L222 198L220 199V200H221V203H220V200H218V198H220V196H219L218 198H217V196H216L215 198L212 197V198L214 199V201H217V203L214 202L213 199H209V200H208L207 198H205V197H204L205 193L209 194L208 192H205V191H204V189L207 187V186H205V185H203V186H204L203 189H200V190H202V191H196V194L193 193V192L197 189L198 186L200 187V185L196 186V189H194V187H195V186H194V187H193V191H191L192 188H190V187H189L190 189H189L188 187L183 188L184 191H185V193H187L188 190L191 191V192L193 193V196H195V197H194L195 199L193 198L192 195H190V194H192V193L188 192L189 194H188V193H187V194H188L190 197H192V199H194L193 202H190V199H191V198L188 199V201L190 202V205H189V203L187 204L188 201L186 202V201L183 200V199L186 200V198H188V197L185 198V197H184L185 195H182V197L180 196L182 193L184 194V192L182 191V192L177 193L178 191H176V195H177L176 198H178L179 196H180L179 198H181V199H178V200L180 201V203H179V201H177L178 203L176 202V204H175V205H176L175 208H177V207L180 208V209L178 208V209L180 210V215H179V214H178V215L175 214V213H177L176 211H178V210H176L175 208H174L172 211H171V208H169L170 211H169L168 209H166V215H164V214H163V213H165V210H164V211L161 213V214H162V216H161L160 213H156V212H157V211L160 212V211L162 210L160 207L163 208V205L161 206V204L158 203V204L155 206V210L153 209L154 212L156 211L154 214H152L153 211L151 210V213H149V215L146 214L147 216H144L143 214H145L149 209H148V210L145 209V210H146V211L144 210L145 213H142V212H144V211H142V210L140 211V212L142 213L141 215L144 217V218L141 220V222L139 221V219H141V218H139V217H142V216L140 215V212H138L139 209L136 208V209H138V210L136 211V209L134 208L135 211H136V213H138L137 215H139V217L136 215L135 212H134L135 214H132V213H131V210H132V212H133V209L129 206L130 203H129V202L127 203L126 200H124L122 197H120V198H122V201H126V202H124V204H122V201L119 200V193L117 194V193H116V190H114V191H115V195H116V194H117V195H116V196H113V195H112L113 197H115V198L113 199L112 196H111V193H113V189H114V188L112 189V191H110L112 185H111V187H110V185H109L107 188H108V189L110 188V189L107 190L106 187H105ZM110 184H111V183H110ZM215 184H216L217 186H216ZM263 184H262V185H263ZM29 185H30V184H29ZM54 185H55V184H54ZM54 185H53V186H54ZM16 186H18L19 189L22 187L21 190H23V191H25V192H23V191L20 190L19 192H21V193L18 192L17 194H15V192L18 191V189H16V190L14 189V188H18V187H16ZM106 186H107V185H106ZM13 187H14V188H13ZM86 187H87V186H86ZM88 187H91V186L89 185ZM208 187H210V186H208ZM208 187H207V188H208ZM212 187H213V188H212ZM261 187H263V186H261ZM216 188H217V190H216ZM243 188H244V186H243ZM51 189H52V188H51ZM53 189H54V188H53ZM91 189H92V190H91ZM179 189H181V188H179ZM183 189H182V190H183ZM186 189H187V190H186ZM208 189H209V188H208ZM208 189H207V190H208ZM14 190H15V192H14ZM177 190H178V189H177ZM207 190H206V191H207ZM230 190H231V191H230ZM243 190H244V189H243ZM262 190H264V189L262 188ZM262 190H260V192H261ZM12 191H13V193H14L16 196L12 193ZM53 191H55V190H53ZM73 191H74V190H73ZM109 191H110V192H109ZM179 191H180V190H179ZM223 191H222V192H223ZM256 191H255V192H256ZM10 192L12 193V197H10V194H11ZM22 192H23V194H24V197H23ZM108 192H109V193H108ZM197 192H198L199 194L203 193L202 196H203L206 200H204L203 197H202L201 195L199 196V194H198ZM200 192H201V193H200ZM204 192H205V193H204ZM217 192H218V191H217ZM246 192H248V193H246ZM255 192H254V193H255ZM257 192H258L260 195H259V196H258V195H255V197L257 196L256 198L259 197V199H260L261 193H263V192L260 193L259 190H258ZM9 193H10V194H9ZM39 193H38V194H39ZM97 193H98V194H97ZM180 193H181V194H180ZM212 193H213V194H212ZM237 193H238L239 196L236 195ZM241 193H240V194H241ZM243 193H244V195H243ZM258 193H256V194H258ZM18 194H19V195H18ZM21 194H22V195H21ZM27 194H28V192H27ZM49 194H50L51 197H52V198H51V201H49V200H50ZM53 194H54V193H53ZM74 194H75V193H74ZM108 194L110 195L111 198H109V195H108ZM187 194H186V195H187ZM197 194H198V195H197ZM13 195H14V196H13ZM17 195H18V197H21V196H22V199L19 198L20 201H18V199L16 198ZM20 195H21V196H20ZM90 195H91V196H90ZM92 195H93V196H92ZM188 195H187V196H188ZM262 195H263V194H262ZM26 196H27V195H26ZM72 196H73V195H72ZM117 196H118V197H117ZM196 196H197V197H196ZM198 196H199V197H198ZM205 196H207V195H205ZM236 196H237L239 199H238ZM244 196H245V197H244ZM263 196H264V195H263ZM263 196L261 197L262 200L264 199ZM9 197H10V198H9ZM70 197H71V198H70ZM200 197H201V198H200ZM7 198H9L10 200L8 199V201H7V200H6ZM43 198H46V201H45V199H43ZM74 198H73V199H74ZM79 198H81V199H79ZM117 198H118V199H117ZM4 199L6 200V203H7V204H6L5 202H4V204H3V201H5ZM25 199H26V198H25ZM192 199H191V200H192ZM201 199H202V200H201ZM215 199H217V200H215ZM236 199H237V200H236ZM248 199H249V198H248ZM42 200H43V201H42ZM47 200L49 201V203H48ZM181 200H183L184 203L186 202L185 204L189 205V210L184 209V205H185V204H184ZM203 200H204V201H203ZM224 200H228L229 202H226V201H224ZM238 200H239V201H238ZM240 200H241V201H240ZM244 200H245L246 202H248V203H245V202H244V205H243V204H241V202L244 201ZM25 201H26V200H25ZM25 201H24V204H25V203H28L27 201H26V202H25ZM40 201H41V202H40ZM69 201H70V202H69ZM120 201H121V205H120V203H119ZM212 201L214 202V203H213L214 205L211 204ZM235 201H236V203H234ZM57 202H58V201H56V204H57ZM181 202H182L183 206L180 205ZM239 202H240V205L238 204ZM260 202H261V200H260ZM262 202H264V201H262ZM262 202H261V203H262ZM17 203H16V202L13 203V204H16V205H14V206H18ZM58 203H59V202H58ZM126 203H127V204H126ZM193 203H194V205H195V203H196V205L198 204V205H197L198 211H199V207H198V206L201 207L200 210L202 209L203 212L205 211V212H204V213H205L204 215H203V212H202V211H201V212H200V211L198 212V214H199V213H202V214H201V216L203 215L202 217L200 216V214H199V216H196V217H199V218L201 217V218H200L201 220H200L199 218L196 219V217H194V214L196 215V213H197V212H196L197 209H196V208L193 209V206H191V204H193ZM225 203H226V204H227V203H229V204L231 203V205H229V208L227 207L228 205L226 206ZM232 203L237 204L238 206L235 205V206H237V207H235L234 204H232ZM242 203H243V202H242ZM250 203H252V206L250 205ZM2 204H3V206H2ZM8 204H9V205H8ZM75 204L78 205V203H75ZM75 204H74V205H75ZM177 204H178L179 206H177ZM220 204H223V206H222V205H221V206L224 207V210H222L223 212H221V213L219 212V215L221 214V217L219 216V217L217 218V214H218V211H219V210H218V209H219L218 206H220ZM248 204L250 205V207L247 206ZM69 205H68V206H69ZM80 205H81V204H80ZM122 205H123V206L125 205L124 208H123ZM127 205H128V207H130L131 210H129V208L127 207ZM130 205H131V204H130ZM187 205H185V206H187ZM216 205H217V207H215ZM224 205H225V206H224ZM245 205H246V207H247V208H246L247 210L244 209ZM157 206H158V207H157ZM190 206H191V207H190ZM212 206H213L214 208H213ZM221 206H220V208L223 209ZM241 206H244V207H242V208H243V210H245V211L241 210V212L239 211V213H238V210L240 209L239 207H241ZM255 206H256V205H255ZM260 206H262V207H260ZM1 207H2V208H1ZM9 207H8V208H9ZM20 207H21V209H23V210H24L25 207H26V209L24 210V211H26V212L22 211V210L20 209ZM32 207H33V206H32ZM76 207H79V205L76 206ZM80 207H79V208H80ZM121 207H122V208H121ZM181 207L184 209V211L182 212V215H183V213H185V211H186V213H187V214H186L187 216L183 215V216L185 217L184 219H183V217H182V215H181V209H182ZM194 207H195V206H194ZM210 207H212V208H211L212 210L210 209ZM226 207H227L229 213L233 212V213H231V215L227 212ZM253 207H254V209L257 210V211H253V213L255 212V214L252 215V210H254V209H252ZM259 207H260V208H259ZM127 208H128V209H127ZM159 208L161 209L160 211H159ZM185 208L188 209V207H185ZM191 208H192L193 210H195V213H194L193 210H190ZM216 208H217V209H216ZM230 208H231V209L234 208V211H233V209H232V211H231ZM235 208H237V209H235ZM238 208H239V209H238ZM242 208H241V209H242ZM249 208H250V209H249ZM14 209H13V210H14ZM57 209H56V210H57ZM126 209L128 210L127 215H129V216L127 217V219H128V221L131 222L130 225L128 224L129 222H127V219H126V220H123V219L126 218V217L124 218V216H127V215H125L126 213L124 214V212H121V210L126 212V211H127ZM163 209H165V207H164ZM183 209H182V210H183ZM229 209H230V211H229ZM13 210H11V212H12ZM16 210H18V209H15L13 212L15 213ZM20 210L23 212V214L25 213V215H26V214L29 215V213H32L33 215H31L32 217H30V215H29L28 217H27V215L24 216V215L21 213ZM209 210H211V211H209ZM213 210L215 211V213H214L215 215H212V214L210 215L209 212H210V213H211V212H214ZM217 210H218V211H217ZM33 211H34V212H33ZM41 211H42V210H41ZM59 211H60V210H58V212H59ZM117 211H120V212L117 214ZM129 211H130V212H129ZM168 211L171 212L170 214H172L173 216H172V215L169 216L170 214L167 213ZM187 211H188V212H187ZM190 211H192V212H190ZM236 211H237V212H236ZM242 211H243V213L245 212L246 214H245V213L243 214ZM246 211H248L249 213L247 214ZM28 212H29V213H28ZM53 212H54V211H53ZM76 212H77V214H78L79 216L76 215ZM78 212H80V213H78ZM81 212H82V213H81ZM148 212H149V211H148ZM148 212H147V213H148ZM174 212H175V213H174ZM189 212H190V213H189ZM206 212H207V213H206ZM226 212H227V213H226ZM14 213H11V214H13V215L15 216ZM16 213H18V211H16ZM72 213H73V214H72ZM129 213L132 214V215H134V217H135V215L138 217V219H137V217L134 218L135 221H136V223H134V219H132V218L130 219V217H132V215H130ZM178 213H179V211H178ZM192 213H194V214H192ZM222 213H224V214H222ZM234 213H235V214H234ZM236 213H237V216H238L237 218H239V219L236 218V219H237L236 221H237V224H238L237 227L240 226V230H239L240 232L238 231L239 228H238L237 230L234 229V228H236V225H235L236 222L234 221L235 219L233 220V218H235ZM35 214H36V215H35ZM43 214H45V215H43ZM74 214H75L76 216H75ZM120 214H123L124 216H123V215H120ZM150 214H151V215H150ZM158 214H159V215H158ZM174 214L177 215V216H175ZM189 214L192 215V217H191ZM207 214L210 215V216H214V217L216 216V217L213 218L212 220H210L211 218H208V215H207ZM227 214H229L230 217L227 216L228 219H225V220H226V221H225L223 218H224V217L227 218V217H226ZM241 214H243V215H241ZM250 214H251L252 216H251ZM13 215H12V216H13ZM163 215L166 216V218H165ZM188 215L190 216V218H189ZM222 215H223L224 217H223ZM233 215H234V217H233ZM239 215H241V216H239ZM247 215H248V218H247V220H244L245 223H243V224H244V227H243L241 223L244 222V221H242V220L245 219V216H247ZM249 215H250V216H249ZM61 216H60V218H61ZM72 216H73V217H72ZM116 216H117V217L119 216V218H117ZM120 216H121V217H120ZM153 216H154V217H153ZM157 216H158V217H157ZM160 216H161V217H164V218H165V221H163L164 218H160ZM178 216H180V217H179L180 219H178ZM1 217H0V219H1ZM26 217H27V219H26ZM58 217H59V216H58ZM169 217H171L170 220H169L170 223L168 222V219H167V218H169ZM173 217H174L175 219L177 218V220H174ZM181 217H182V219H183L184 221L181 219ZM186 217H187V218H186ZM193 217H194V218H193ZM222 217H223V218H222ZM231 217H233V218H231ZM252 217H253V218H252ZM33 218H34V217H33ZM114 218L117 219V220L120 219L119 221L115 220V221H117V223H115V221H114L113 224H115L116 227H114V225L110 223V222H112V220H113ZM154 218H155V219L160 218V220L162 219V221L158 222L159 220H156L157 222L155 221L156 223H155V225H154V222L152 221V220H154ZM219 218H221V219H219ZM10 219H13V217H12V218L10 217ZM35 219H32V222H33V220H35ZM38 219H39V218H38ZM41 219H39V220H41ZM54 219L61 220V222H62V224H64V226H62V224H60V221H58V220L55 221ZM76 219H77V220H76ZM121 219H122L123 221H121ZM136 219H137V220H136ZM172 219H173V220H172ZM185 219H186V220H185ZM192 219H193V220H192ZM206 219H207V220L209 219L210 221H212V223H210L209 221L207 222ZM217 219H218V220H217ZM241 219H242V220H241ZM250 219H251V220H250ZM7 220H9V218H8ZM39 220H38L37 222H35V221H36V220H35L34 223H36V225H38L37 223H39ZM43 220H41L42 223H40V224H41V225H40L41 227L44 226V225H43ZM78 220H79V221H78ZM131 220H132V221H131ZM179 220H182L183 223H182V221H180L181 223L178 224L179 227L176 225V227H177V228H176V227H175V224H177V223H178L177 221H179ZM215 220H216L217 222H218L219 220H221L220 223H221V224L223 223L221 227H223V225H225V226H224L223 228H221V227H220V223H217L219 226L216 225V224H214V223H216ZM240 220H241L242 222H241ZM249 220H250V221H249ZM47 221H48V222H47ZM125 221L127 222V224H128L129 227L131 226L130 228H131L132 232H131V230L127 232V230L130 229L128 226H127V227L124 226L125 229L128 228V229H126V231H125L124 227H123L122 229L118 228V227L120 226L119 224H122L121 222L126 223ZM173 221H174V222L176 221L175 224L173 223V224H174V227H173V225L171 224V222H173ZM200 221H201V222H200ZM214 221H215V222H214ZM222 221H225V223L222 222ZM238 221H239V222H238ZM2 222H3V221H2ZM6 222H7V221H6ZM50 222H51V221H50ZM56 222H57V223H56ZM138 222H139V223H138ZM162 222H163V223H162ZM164 222H166V223H164ZM203 222H205V223L203 224ZM234 222H235V223H234ZM0 223H1V221H0ZM47 223H48V224H47ZM118 223H119V224H118ZM132 223H133L134 225H131ZM137 223H138V224H137ZM151 223H153V224H151ZM157 223H158V224H157ZM168 223H169V224H168ZM208 223H209V224H208ZM231 223H232V224H231ZM239 223H240L241 225H239ZM23 224H26V223L24 222ZM28 224H29V223H27L26 225H28ZM32 224H33V223H32ZM32 224H31V223L29 224V227H30V228H31V225H32ZM110 224H111V225H110ZM127 224H126V225H127ZM213 224L215 225V230H219V232H220V231H222V229H223V231H222V232H223V233H222L223 235H224V232L228 229V231L225 232V235H224V236H226L225 238H223L224 236L221 235V232H220V235H219V234H218V233H219L218 231H216L217 233H216L215 231H213V230H214V226H213ZM227 224H228V226H227ZM256 224H257V222H256ZM2 225H3V223H2L1 226H0V228L2 227L1 229H3V227H4V226H2ZM33 225H35V224H33ZM33 225H32V226H33ZM123 225H125V224H123ZM135 225H136V226H135ZM151 225H152V226H151ZM201 225H202V226H201ZM232 225H233V226H232ZM40 226H39V227H40ZM55 226L52 227V228H53L56 232H59V233H60L61 230L58 231V230H59V229H58V226L56 227L57 229H55ZM110 226H111V227H110ZM117 226H118V227H117ZM134 226H135V227H134ZM231 226H232V227H231ZM241 226H242L243 228H241ZM248 226H250V227H248ZM37 227H38V226H37ZM50 227H49V228H50ZM113 227L115 228V231H117V233H115L114 230H112L111 233H109V231H110ZM205 227H206L207 229H206ZM211 227H213V230H212V231L215 232V233L213 234V233L211 232V233H212L211 236H208V235H210ZM219 227H220L221 229H220ZM246 227H247V228H246ZM35 228H36V226H35ZM66 228H67V229H66ZM72 228H73V229L75 228V229L73 230ZM108 228H109V229H108ZM110 228H111V229H110ZM114 228H113V229H114ZM173 228H174L175 231H173ZM1 229H0V230H1ZM36 229L39 230V228H36ZM50 229H51V228H50ZM53 229H52V231L55 232ZM69 229H70V230H69ZM107 229H108L109 231H107ZM117 229H118V230L120 229V230H123V231H118ZM134 229H135V230H134ZM146 229H147V230H146ZM149 229H150V230H149ZM224 229H225V231H224ZM233 229L235 230V233H232V232L234 231ZM245 229H246V230L249 229L248 231H250L251 229H252V230H251L250 232L247 231L248 233H246V234L244 235V232H246ZM254 229H255V230H254ZM67 230H69V231H67ZM76 230H77V231H76ZM177 230H178V231H177ZM204 230H205V231H204ZM206 230H207V231H206ZM242 230H244V231H242ZM256 230H258L257 233H256V235L259 234V235H258V239H257V236H256V238H255V237L253 238V236H254V234H255V233L253 234V232L256 231ZM105 231L108 233V235H104L105 233H103V232H105ZM124 231H125V233L127 232L126 234H127L128 236H127L125 233H123ZM149 231H150V232H149ZM237 231H238L240 234H241V231H242V232H243L242 234H243V236H245V237L243 238V237H242V234L240 235L241 237H239ZM252 231H253V232H252ZM259 231H261L262 233L260 232V233H261V234H260ZM62 232H61V233H62ZM68 232H71V234L69 233V235H68ZM119 232H122V233H120V234H123V236L120 235V234L118 235ZM204 232H206V235H205L206 237L204 236V237L207 239L206 241H205V240H201L202 237H203L202 235L205 234ZM107 233H106V234H107ZM128 233H130V234H128ZM203 233H204V234H203ZM236 233H237V234H236ZM110 234H111V235H110ZM112 234H115V236H113ZM124 234H125V235H124ZM217 234L219 235V237H218ZM233 234H234V235L236 234V236L233 237ZM250 234H253V236H252V235L250 236ZM67 235H68V236H67ZM117 235L119 236V238H121L120 236H122L123 238H121V239L119 240V238H118ZM146 235H147V236H146ZM215 235L218 237V239H216L217 237H215ZM80 236H81V237H80ZM101 236H102V237H101ZM104 236H105V237H104ZM116 236H117V237H116ZM140 236H141V238H143L142 240H141ZM142 236H144V237H142ZM149 236L151 237L153 243L151 242V239H150ZM212 236L215 237V239H214ZM237 236H238V237H237ZM249 236L251 237V240H249V239H250ZM259 236H261V237H259ZM146 237H147V238H146ZM204 237H203V239H205ZM208 237H210V239H208ZM211 237H212L214 240H213ZM221 237H222V238H221ZM235 237H237L238 239L240 238L239 241H240L241 239H244V240H245V243H247V244H246V245L242 244V242H243L244 240H243V241L241 240V244H242V245L239 244L238 246H236V249H237V250H240V252H239V251L236 252V250L233 249V248H232V249H233L234 251H233V252H232V251L229 252L230 250H232V249H229V248H230L229 246H230L231 244H233L234 241H235L236 245H237L238 242H239V241H238V242L236 241V238H235ZM248 237H249V239H248ZM79 238H80V239H79ZM144 238H146L145 240H146L147 242H149V240H150L149 243H147L146 241L144 242V243H146V245H147L149 248H143V249H142V247H144V246L141 245V244L143 243L142 241H144ZM229 238H232V241H231V239H229ZM233 238H234L235 240H234ZM252 238H253V239H252ZM259 238H260V240H259ZM129 239H130V240H129ZM147 239H148V240H147ZM196 239H200L201 241H204L203 243H201V241L199 242V241L197 240V243H196V244H198V247H199V248H198V247L196 248V247H195L196 244H195V245L193 244V242H196ZM220 239H221V242H218V240H220ZM223 239H224V240H223ZM238 239H237V240H238ZM246 239H248L249 241L247 240V242H246ZM216 240H217V241H216ZM227 240H229L228 243L226 242ZM233 240H234V241H233ZM81 241H80V242H81ZM132 241H133V242H132ZM212 241H214V242H215V241L218 242V246H217V243H216V242H215V243H216V244H215L214 242L212 243ZM222 241H223V242H222ZM262 241H264V238L262 239ZM77 242H74L75 245H78L79 248L85 250V248H86L87 246H86L85 248H83L84 246L82 245L83 247H81V246H80L81 243L79 244V243H77ZM115 242H116V244H115ZM198 242H199V243H198ZM210 242H211L212 244H211ZM257 242H258V243H257ZM76 243H77V244H76ZM85 243H86V244H85ZM113 243H114L115 245H114ZM118 243H119V244H118ZM151 243H152V244H151ZM200 243H201L202 248H200L201 246H199ZM206 243H207V244H206ZM208 243H210V244H208ZM243 243H244V242H243ZM261 243H263V242H261ZM128 244H129V245H128ZM149 244H150V246H149ZM187 244H188V245H187ZM190 244H191V247L189 246ZM192 244H193L194 246H193ZM205 244H206V245H205ZM213 244H214V245H213ZM73 245H74V244H73ZM75 245H74V246H75ZM112 245H113V246H112ZM125 245H126V246H125ZM140 245H141L142 247H141ZM146 245H145V246H146ZM208 245H210L209 248H208ZM211 245H213V246H211ZM243 245H244V246H243ZM124 246H125V247H124ZM183 246H184V247H183ZM188 246H189V247H188ZM192 246H193V247H192ZM239 246H241L240 249H238ZM75 247H76V246H75ZM138 247H139V248H138ZM154 247H155V248H154ZM182 247H183L185 250H186L187 247H188V249L196 248L195 250L190 251V252H191V253H190L191 256H192V257L194 256L193 259L191 258V256H188V257H187L186 254L190 255L188 249H187L188 251H186V252H188V253H185V255H184V253L182 254V253L180 252L181 249H182ZM237 247H238V248H237ZM242 247H243V253H244V251H245V252L249 251V252L243 254V258H241V256H242V254H241V253H242ZM244 247H245V249H244ZM77 248H78V247H77ZM88 248H86V249H88ZM137 248H138V250H137ZM140 248H141V249H140ZM108 249H110V248H108ZM114 249H115V248H114ZM117 249H116V251H117ZM119 249H120V250H119ZM151 249H152V247H151ZM157 249H158V250H157ZM227 249H228V250H227ZM104 250H103V255H104L105 258H106V256H107V259H108V254H106V253H109V252H105ZM141 250H142V251H141ZM107 251H108V250H107ZM137 251H138V252H137ZM178 251H179V254L181 255V256L179 255V259H180V257L183 258V259H180V260L177 259V257H178ZM210 251H211L212 253H210ZM97 252H96V253H97ZM104 252H105L106 255L104 254ZM140 252H143L144 254L141 253L142 255L139 254L140 256H137L138 254L136 255V253H140ZM182 252H183V250H182ZM195 252H197V253L195 254ZM250 252H251V253H250ZM152 253H151L150 255H152ZM219 253H222V255H221L222 257L220 256V257H221V260H220V257L218 258V256L220 255ZM230 253H233V254H230ZM237 253H238V254L240 253L239 255H241V256L237 255ZM109 254H110V253H109ZM169 254H171V255H169ZM175 254H176V255H175ZM193 254H194V255H193ZM201 254H202V255H201ZM213 254H215L216 256L213 255ZM217 254H218V255H217ZM257 254L259 255V258H258V255H257ZM183 255L186 257V259L189 258L190 260H189V261L187 260V261H188V262H187V261L184 259L185 257H183ZM260 255H261V256H260ZM159 256H160V257H159ZM176 256H177V257H176ZM214 256L216 257V258H215L216 260L213 259ZM235 256H236V257H235ZM111 257H109V258L112 259ZM148 257H151L150 260H149ZM165 257H163V258H165ZM260 257H261V258H260ZM152 258H153V260H151ZM154 258H155V259H154ZM203 258H205L204 255H203ZM250 258L252 259L253 257H250ZM250 258H249V261H250ZM254 258L251 260L252 262H253V260H255ZM257 258H258L259 260H258ZM138 259H137L136 261H138ZM165 259H166V258H165ZM165 259H164V262H166ZM170 259H171V260H170ZM191 259H192V260H191ZM205 259H206V258H205ZM217 259H218V261H217ZM115 260H116V261H115ZM126 260H127V261H126ZM177 260H178V261H177ZM199 260H200V261H199ZM219 260H220V262H219ZM223 260H224V261H223ZM256 260H255V261H256ZM263 260H264V259H263ZM133 261H134V260H132V262H133ZM136 261H135L133 264H138ZM215 261H216V262H215ZM236 261H237V260H236ZM243 261H242V262H243ZM249 261H248V263H249ZM251 261H250V262H251ZM111 262H110V264H111ZM138 262H139V261H138ZM155 262H154V264H155ZM159 262H158V264H165V263L163 262V259H162L161 263H159ZM192 262H193V261H192ZM192 262H190V264H196V263H194V262L192 263ZM207 262H208V263H207ZM232 262H231V263H232ZM237 262H238V261H237ZM242 262H239V263L244 264V263H242ZM149 263H148V264H149ZM166 263L168 264V262H166ZM171 263H170V264H171ZM175 263H174V264H175ZM183 263H182V264H183ZM198 263H197V264H198ZM203 263H202V264H203ZM228 263H227V264H228ZM234 263L236 264V262H234ZM239 263H237V264H239ZM248 263H246V264H248ZM253 263H255V262H253ZM253 263H249V264H253ZM127 264H129V263H127ZM156 264H157V262H156ZM172 264H173V263H172ZM176 264H177V263H176ZM225 264H226V263H225ZM229 264H230V263H229ZM256 264H258V263H256Z\"/></svg>","mask_w":264,"mask_h":264}]
</instances>
